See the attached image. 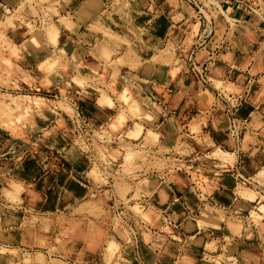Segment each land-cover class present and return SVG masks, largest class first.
Instances as JSON below:
<instances>
[{
	"label": "crops",
	"instance_id": "obj_1",
	"mask_svg": "<svg viewBox=\"0 0 264 264\" xmlns=\"http://www.w3.org/2000/svg\"><path fill=\"white\" fill-rule=\"evenodd\" d=\"M177 4L168 0H60L58 16L64 17L65 22H59L57 15H52L58 28L56 43L47 45L42 51L17 49L16 56L22 65L30 68L38 66L47 56H58L62 62L61 72L71 84L69 92L75 97L73 102L87 121L99 117L104 124H110L117 117L119 108L123 107L118 95L124 90L128 91L133 101L139 97L141 101L137 106L150 115L145 120H139L126 113L121 132L130 131L134 123H139L143 133L151 130L156 134L155 150L160 149L162 153L159 154H166L162 157L171 162L167 153L171 151L176 154L174 160L179 166L174 169L179 177L178 182L176 179L166 180L171 176L170 172L158 171L154 179L155 188L148 186L147 189L153 193L146 195V189L141 193L143 203L149 204L145 210L150 211L153 223H146L139 216H131L129 220L139 232L138 241L128 245L121 243L122 257L116 258L112 264H201L203 254H223L224 259L232 256L230 264H264V241L257 233L250 238L246 229H237L240 235L227 234L225 222L218 219L215 211L202 218L207 223L205 227H195L196 223L188 217L197 208L189 207L183 200L190 188L196 192L200 189L198 183L203 188L207 186L204 177H207L208 184L214 186L202 193L205 194L202 200L219 207L225 205L226 209L231 205L228 196L234 194L232 184L241 182L247 185L250 182V186L257 187L254 176L264 166V110L263 103L260 104L263 100L257 98L264 83V79H261L264 67L256 64V57L264 41V21L254 16H244L239 10H215L209 37L199 42L195 32L191 38L192 45L198 44L193 56L195 68L206 64L208 81L202 83L194 70L188 71V64L185 68L180 62L179 66L174 67L152 60L158 47L168 40L178 48L184 45L185 11ZM113 59L121 60V63H112ZM113 72H116L114 79L111 76ZM75 75L84 77L89 83L84 87L74 84L71 77ZM213 80L221 81V87L225 88H215ZM51 83L57 85L54 80ZM228 87H239V92H246L245 101L236 113V117L243 121L236 141L228 134V115L224 111L222 98L225 93L235 94L227 90ZM100 90L106 93L111 104L108 101L98 102L102 96ZM64 118L68 119L67 116ZM191 122L196 123L195 129L191 128ZM121 132L119 130L117 133ZM59 133L63 134L58 131L54 135L58 136ZM132 141L124 137V143L134 145ZM211 145L231 150L235 160L219 163L210 155ZM175 146L181 152H189V158L181 152L173 153ZM58 151L57 148L51 150L53 154ZM204 151L209 154L206 155ZM5 155V158L0 157V194L8 186V179L12 178L21 184V204L24 208L31 207L33 210L30 213L57 212L61 204L64 207L60 210L69 212L72 208L71 198L67 196L63 200L61 195L65 190L72 195L74 190L79 192L83 189L74 179L82 173L77 169L87 167L85 162L72 163L62 156L61 160L53 162V166L39 170L38 166H45V163L40 164L39 159L38 165L30 161L28 169L35 168V174L31 178H24L23 161ZM7 161L12 163L4 169ZM12 169H15V173ZM200 169L207 176H200ZM192 171L200 177H192ZM216 172L220 176H216ZM230 181L231 185L228 184ZM224 190L228 196L221 194ZM15 210L22 215L19 223L25 222V209ZM77 218L72 229L76 237H69L64 243H55V221H49V230L44 235L47 243H38L34 235L39 225L36 221L33 225L13 226L19 236L25 231L31 232L30 243L0 242V247L56 248L54 252L67 263L93 261L103 243H89L87 223L83 221L87 217L78 215ZM194 235L200 238L184 249L185 239ZM226 239H229V243ZM11 259L8 252H0V264H9ZM96 259L99 262L100 257Z\"/></svg>",
	"mask_w": 264,
	"mask_h": 264
},
{
	"label": "rangeland",
	"instance_id": "obj_2",
	"mask_svg": "<svg viewBox=\"0 0 264 264\" xmlns=\"http://www.w3.org/2000/svg\"><path fill=\"white\" fill-rule=\"evenodd\" d=\"M59 1L0 0V157L4 156L5 158V154H7L9 158L22 160L24 178H31V175L35 174V168L29 167L28 169L30 161L37 163L39 159L40 164L45 163V166L42 164L41 167L38 166L39 170L43 167L53 166V162L61 160L62 156L72 163L85 162L87 167L82 170L77 169L82 173L81 176L74 179L77 184H81L83 189L79 192L74 190L72 195L69 190L62 192L63 200L67 196L71 198L72 208L69 212L65 213L63 209L60 210L64 207L61 204L57 212L45 211L43 214H37L30 213L33 210L31 207H22V199L19 196L22 186L12 178L8 179V186L3 188L2 195L0 194V242L30 243L32 233L25 231L19 236V232L13 230V226L33 225L37 221L39 225L37 233H34L36 241L47 243L44 235L49 230V221H55V243H64V240L77 235L72 230L75 226V219H78L77 216L86 215L87 219H83V221L87 223V241L103 243V245L98 255L94 256L93 261L75 263H67L62 256L54 252L57 250L56 248L47 250L0 247V252H8L11 255L12 259L9 260V264H112L116 258L122 257L121 243L128 245L138 241L139 232L129 220L132 218L131 216H139L146 223H153L150 211L145 210L149 204L143 203L141 193L145 189L146 195L153 193L147 189L148 186L155 188L154 179L159 173L158 171L170 172L171 176L169 175L170 177L166 180L176 179L175 181L178 182L179 177H177L178 174L174 167L179 165L174 160L176 154L167 150L169 151L167 153L169 160H172L168 162L166 157H162L166 154H159L162 150H155L156 134L151 130L143 133L139 123H134L130 131L121 132L122 124L127 118L126 113L131 117H138L139 120H145L150 115L149 112L144 113L137 106V103L141 101L139 97L137 101H133L128 95V91L124 90L122 94L118 95L123 107L119 108L117 117L110 124H104L99 117L87 121L77 104L73 102L75 97L69 92L71 84L61 72L62 62L58 56H47L33 68L22 65L21 60L16 56L17 49L34 48L42 51L47 48V45L56 43L58 28L52 15H57L59 22H65L64 17L58 16ZM168 1L174 5L178 3L177 5L185 11L186 39L180 48L168 40L166 44L158 47L157 54L152 55V60L174 67L183 62L186 68L187 55L194 46L191 44L192 35L197 32L198 36L202 28L199 14L195 12L196 8L190 1ZM196 1H200L199 6L201 4L207 6L206 9L202 7L200 9L207 18L208 15L215 14L213 7H209L211 3L214 5L219 3V0ZM55 5L58 6L55 7ZM252 9L258 14L251 16L264 15V0H259L258 6H254ZM207 10L211 12L208 13ZM231 25L233 27V24ZM21 39L22 42H20ZM106 58L109 59L108 55ZM256 61V64L264 67V41L261 43ZM112 63H121V60L113 59ZM187 69L189 68L187 67ZM111 76L114 79L116 72H113ZM263 77L261 79H264ZM51 80H54L57 85L53 86ZM36 81L38 83L33 85L32 83H36ZM71 81L82 87L89 83L80 75L72 76ZM221 84V81L213 80L215 88L224 89L225 87H221ZM263 84L257 97L263 100L260 102V104L263 103L262 111L264 110ZM226 89L235 92L230 95L222 94V98L225 105L224 111L228 115V134L236 141L243 123L236 117V113L238 107L245 101L246 92H239V87ZM100 92L102 96L98 102L108 101L111 104L106 93L102 90ZM231 105L232 110L229 113L228 109ZM255 106L257 107V105ZM63 113L68 119L64 118ZM231 118L237 123L236 135H233L229 130ZM194 122H191L192 129H195L196 123ZM119 130L121 133L118 134ZM58 131L63 134L54 135ZM124 137L132 139L134 145L128 142L124 143ZM210 147L212 148L210 155L219 163H231L235 160V155L231 150L220 148L219 145ZM53 148H57L58 153L53 154L51 152ZM179 149L178 146H175L173 153L181 152ZM204 152L206 155L209 154ZM181 153L185 154L184 157L189 158V152ZM10 163L12 162L7 161L4 169L8 168ZM12 172L15 173V169H12ZM191 174L195 178L207 176L203 169H200V176H195L194 171ZM216 176H220V174L216 172ZM225 178L227 179V177ZM203 179L207 186L204 185L203 188L198 183V186H201L200 189L196 192L194 188H190L183 198L189 207L197 208V211L188 217L196 223L195 227H205L207 223L203 222L202 218L211 211H215L218 219L225 222L228 229L227 234L240 235L237 229H246L250 233L249 238L254 237L257 233L259 238L264 241V166L260 167L254 176L258 182L257 187L250 186V182L247 185L241 182L232 184L230 181L228 183L234 185L232 191L234 194L232 197L228 196L225 190L221 194L230 198L229 209L224 208L225 205L219 207L209 201L202 200L205 195L202 193L207 188L214 186L208 184L207 177ZM227 182L225 183L227 184ZM17 208L25 209L27 214L25 213L24 218L27 222L19 223L22 215L16 212ZM21 227L23 228V225ZM197 238L200 237L194 235L186 238L184 249L188 248L192 242L195 243ZM226 240L229 243V239ZM98 257H100L99 262L96 259ZM223 257V254L217 256L203 254L200 262L201 264H225L227 261V264H230L229 262L233 259L232 256L225 259Z\"/></svg>",
	"mask_w": 264,
	"mask_h": 264
},
{
	"label": "built area",
	"instance_id": "obj_3",
	"mask_svg": "<svg viewBox=\"0 0 264 264\" xmlns=\"http://www.w3.org/2000/svg\"><path fill=\"white\" fill-rule=\"evenodd\" d=\"M192 2V4L194 5V7L196 8L195 12L199 14V19L201 22V26L202 28L200 29L197 38L199 39V42H201L202 40L206 39L207 37H209V35L212 33V15H208V18L201 12V7L206 9L207 6H203V4H201V6L198 5V3L200 1H196V0H187ZM258 2L259 0H219L218 5H214L213 3H211V5L209 6L210 8L213 7L214 11L217 9H226L229 8L232 11H240V13L244 16H251L252 14H258L254 12V9H252V7L254 6H258ZM254 5V6H252ZM259 9V8H257ZM208 13H210L211 11H208ZM257 18H259L260 20L264 21V15H258L256 16ZM198 44H196L197 46ZM196 46L194 45L193 48L189 51L188 53V70H194L197 75H198V79L202 82V83H206L208 80L206 78L205 75V69H206V64H202L200 65L199 69L195 68V64L193 63V56L194 53L196 51ZM233 99V98H232ZM235 99V98H234ZM232 110V105L231 107L228 109L229 113ZM236 125L237 123L234 121L233 118H231L230 124H229V130L230 132L234 135L237 134V130H236ZM242 179V178H241ZM243 180V179H242ZM246 181V180H243Z\"/></svg>",
	"mask_w": 264,
	"mask_h": 264
}]
</instances>
